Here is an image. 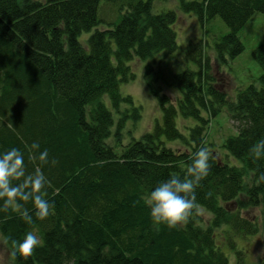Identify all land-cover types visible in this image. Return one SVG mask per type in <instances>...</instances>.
Listing matches in <instances>:
<instances>
[{
	"label": "trees",
	"instance_id": "1",
	"mask_svg": "<svg viewBox=\"0 0 264 264\" xmlns=\"http://www.w3.org/2000/svg\"><path fill=\"white\" fill-rule=\"evenodd\" d=\"M124 1L120 20L96 29L84 47L81 33L103 24L100 0H0V155L15 147L24 155L27 173L40 166L50 182L45 198L54 205V214L41 221L32 203H25L31 225L11 209L0 212V236L22 241L34 231L41 240L31 257L11 264H230L216 243L219 230L234 264H247L236 240L259 230L245 211L260 207L264 221V182L258 181L264 159L253 160L249 153L264 138V39L253 51L261 68L257 85L240 91L235 103H228L206 74L210 67L201 47L190 45L199 72L173 76L169 85L181 94L175 103L151 88L161 124L117 152L106 142L114 124L107 103L120 115L117 141L128 119H140V108L119 90L134 79L128 62L178 49L175 11L154 14V0ZM178 2L201 22L219 17L229 28L214 44L220 62L243 51L239 30L254 13L264 14V0ZM224 107L237 132L223 141L219 153L204 127ZM178 116L194 121L184 127L185 134L177 127ZM34 142L57 163L30 160ZM202 147L212 153L211 169L196 201L210 217L205 220L199 211L176 228L154 224L142 197L173 173L183 176Z\"/></svg>",
	"mask_w": 264,
	"mask_h": 264
},
{
	"label": "rangeland",
	"instance_id": "2",
	"mask_svg": "<svg viewBox=\"0 0 264 264\" xmlns=\"http://www.w3.org/2000/svg\"><path fill=\"white\" fill-rule=\"evenodd\" d=\"M35 1L44 2L45 0ZM178 1L154 0L152 2L154 14L169 10L176 12L177 21L173 25V30L178 49L170 54H166L164 51L157 52L144 61L133 57L132 61L128 62L134 79L121 83L119 90L121 95L130 96L135 106L140 108V119L136 122L128 119L118 141L115 138V132L120 115L113 109L110 102L107 103L114 124L111 128V137L106 142L110 146H117V152H120L122 147L128 143L139 140L145 133L151 132L156 122L161 124L162 111L151 88L161 91L162 94L169 97L172 103H175L181 98V94L179 90L169 85L173 76L188 69L196 71V73L199 72L196 63H193L189 56L188 47L190 45H193V48L201 47V57L204 62L208 59L210 67L206 74L214 80L213 84L216 89L224 93L228 103H235L238 93L248 86L257 85L261 68L253 57V51L264 39V14L254 13L239 30L237 36L243 46V51L233 59L226 56V61L220 62L217 60L214 44L230 32L229 28L219 17L201 22L195 14L183 12ZM124 2V0H119L111 3L100 0L97 14L103 24L81 33L78 38L79 42L87 47L88 38L96 29H105L107 24L117 23L121 18L120 15L126 10L124 6L122 7ZM201 113L206 119H209L204 111ZM228 113V108L224 107L222 112L217 117L210 118V123L204 127V133H207L209 142L213 140L217 144L219 153H224L221 148L223 141L237 132L236 124L230 120ZM193 122V120L183 119L180 116L176 119L177 127L184 134L186 133L184 127L193 125ZM169 145L174 146L173 143ZM200 213L205 220L210 217L205 211L201 210ZM245 215L256 221L259 231L256 235L236 240L238 249L242 252V257L247 264H264V221L261 209L260 207L248 209L245 211ZM215 238L217 245L230 258V264H234L235 256L226 246L222 230L215 233ZM11 262L10 252L0 240V264H11Z\"/></svg>",
	"mask_w": 264,
	"mask_h": 264
},
{
	"label": "clouds",
	"instance_id": "3",
	"mask_svg": "<svg viewBox=\"0 0 264 264\" xmlns=\"http://www.w3.org/2000/svg\"><path fill=\"white\" fill-rule=\"evenodd\" d=\"M175 95V94H174ZM39 143L34 142L29 149V159L39 161L40 164L55 165V159H48V151H39ZM253 160L264 159V138L258 140L249 149ZM212 153L207 147L200 148L192 157L183 176L173 173L170 177L160 182L154 190L142 197L144 204L150 210L154 224L164 225L169 229L187 223L190 218L200 211L196 201V190L209 174ZM259 182H264V173L258 176ZM40 166L35 167L31 173L26 172L24 155L12 148L0 155V212L10 209L17 212L29 225L33 224V216L24 207L31 202L35 217L45 220L54 214V205L45 198V186L49 184ZM210 195V193H209ZM3 244L10 245V257L29 258L40 246L41 240L34 231H29L22 241L0 236Z\"/></svg>",
	"mask_w": 264,
	"mask_h": 264
}]
</instances>
